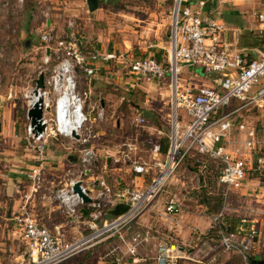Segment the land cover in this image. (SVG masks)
<instances>
[{
	"label": "built area",
	"instance_id": "1",
	"mask_svg": "<svg viewBox=\"0 0 264 264\" xmlns=\"http://www.w3.org/2000/svg\"><path fill=\"white\" fill-rule=\"evenodd\" d=\"M253 17L259 24L264 25V10L254 12ZM220 29L216 21L202 19L197 11L185 4V0H174L170 52L166 63L153 56L126 59L113 52L84 55L72 32L65 34L63 39L55 38L49 33L39 34L43 67H39L37 75H43V88L38 90V95L41 93L42 96L41 123L44 129L34 133L27 122L24 141L26 147L33 152L35 164L26 171L24 178L30 193H38L44 189L49 193L51 202L67 216V221L72 224L79 221L86 229L91 230V233L79 240L63 243L57 235L39 225L26 210V206H22L21 212L13 217V222L26 248L28 261L25 264H60L75 254L80 246L104 233L112 231L119 236L120 229L128 228L150 209L176 168L185 161L199 175V182H203L207 176L212 178L214 187L222 198L220 211L210 217L218 238L213 244L201 241L204 247L202 256L207 259L208 264H214L218 256L216 250H219L220 253L239 254L243 261H246L258 236L255 222L246 220L253 212L248 210L247 215L240 217L232 232H225L221 223L230 211L228 206L231 191L241 187L248 166L256 175L264 172V154L251 155L256 146L264 145V140H258L254 129L246 123L235 122L232 117L234 112H228V106L233 100L240 102L243 107L254 106L264 110V86L247 97L250 87L264 78V53L251 61L244 60L238 54L228 53L218 43L217 33ZM51 62H54V65L50 67ZM179 62H184V65L189 67H201L216 76L214 84L219 90L180 85L176 77ZM106 63L123 65L128 74L138 82H166L171 99L170 129L167 150L163 155L157 143L152 144L146 151L147 159L130 158V154L136 150L130 140L124 142L121 149L118 147L117 154L128 161L131 172L148 177L145 187L118 189L104 184L99 180V176L96 181H100V189L92 195L83 183L89 174L100 172L102 166L89 142V139L94 137L92 123L89 110L83 107L89 97V91L87 88L79 89L78 78L80 75L92 77L96 71L93 65ZM32 90L23 95L25 113L35 102H31L28 97ZM51 94L55 97L53 119H48L46 114L50 111ZM63 98L66 105L62 101ZM222 108H225V111L220 110ZM84 109L87 114L83 112ZM178 109L184 110L187 117L184 131L179 137ZM58 112L61 113L60 121L56 117ZM95 115L97 120L101 119L100 112ZM142 122V119H136V124ZM73 124L77 127L74 132L77 139L72 138L71 133L65 132V128ZM82 131H85L83 135ZM53 137L69 139L80 145V169L75 173V178H72L73 174L69 170L65 171L66 181L60 185L53 184L45 176V147L48 139ZM103 152L105 155L109 154L108 149ZM77 181L81 183L82 191L87 190V204H83L71 190ZM204 186L209 191L210 188L206 184ZM121 205L126 207L125 211L106 221L105 217L109 212ZM162 205L164 215L179 213L180 202L175 195L165 197ZM82 209L84 214L81 213ZM99 221L102 222V227L97 229ZM148 239V231L137 232L127 241L119 236L125 249L120 253L112 250L115 255L111 264H125V255L130 258L131 264H137L140 261L136 256L137 247ZM156 252L155 264H177L178 260L187 259L183 249L172 243L159 242Z\"/></svg>",
	"mask_w": 264,
	"mask_h": 264
},
{
	"label": "rangeland",
	"instance_id": "2",
	"mask_svg": "<svg viewBox=\"0 0 264 264\" xmlns=\"http://www.w3.org/2000/svg\"><path fill=\"white\" fill-rule=\"evenodd\" d=\"M255 4L256 11L264 10V0H255ZM50 5V0H0V122L9 124L11 121H16V123L20 125L19 129L22 136V138H20V148L22 151L25 150V152H29V150L26 148V143L24 141L26 130L24 127L25 118L23 109H25V103L23 95L34 88L31 82L32 78L38 73L39 69L43 67L41 66L42 50L39 39L28 36L26 32H31L38 23H43L46 17L39 18L40 13L41 11H45V9H49L51 7ZM173 6L174 0H102L98 5L99 10L94 14H90L89 18L85 16L87 14H84L78 19L73 18L70 20L73 24L72 33L77 39H81L83 48L82 51H80L84 55L113 52L122 55L126 59L153 56L163 61V63H166L170 52ZM52 11L54 10L52 9ZM65 29L66 19L59 21L57 26H53V33H51V35L55 38L63 39L65 34L62 33V30ZM52 65H54V62H51L50 67ZM176 77L180 85L191 87L203 86L219 90L214 82H208L209 75L201 67H189L184 65V62H179V70ZM201 81L206 85H201ZM163 83L165 84L166 82L164 81ZM263 86L264 78L250 87L247 97L252 96L258 88ZM111 93L113 94V101H117L120 94L114 90L111 91ZM49 100L50 111L46 114V118L53 119L54 95L51 94ZM234 103L240 104L238 101ZM87 104L88 99L85 101L83 107L86 108ZM232 104L233 100L230 101L228 107ZM252 107L254 106H249V108ZM118 109L124 111L125 114L121 115V113H114L112 118L109 119V122L103 123L99 121L100 123L97 127L91 125L92 134L94 135L93 138L89 139L91 145H95L96 141H99V143H102V141L107 142L106 137L109 136V143H113L109 145L112 146L110 148H114L117 145L121 149L122 144L130 140L136 144V149L139 150V154H142L148 151L152 144H159L161 138H166L168 140L169 129H164L160 136L155 130L147 129L148 126H150L152 122L155 123L156 120L142 119V123L136 124V121H133L132 118L138 116V110L134 111V109L131 108L129 110L128 107L122 109L121 106ZM220 110L225 111V108ZM83 112L87 114L85 109ZM262 113L263 114L259 111L258 115L262 116L264 119V112ZM15 114L17 116H15ZM253 114L255 113L252 109L251 111H245L243 115L246 119L245 121L252 122ZM177 116V132L179 137L184 131L187 117L185 111L182 109L177 110ZM90 117L92 120L93 116ZM121 118L122 122H124V126L121 130H118L115 128L114 122L116 119L120 121ZM83 133H85V131L81 132L82 135ZM104 145H106V143ZM77 149H79V146ZM10 151H13L11 147L4 143L3 138H0V157H5L3 153ZM262 154H264V150L260 152L255 149L253 153L255 156ZM143 155L144 157H148L147 152ZM25 159L28 163V158ZM5 163L8 162L6 161ZM0 164L3 165L4 162ZM188 164L189 163L185 161L183 165L176 168L173 176L161 189L156 201L150 206L151 208L154 205H162L164 198L170 195H175V197L185 205H202L201 200L204 197L215 199L216 196H219L218 189L214 187L213 179L207 176L203 182H199V175L192 170L190 168L191 166ZM250 168L251 167L248 166V176L254 174ZM24 171L26 172L27 170ZM204 184L210 188V192L207 191ZM229 201L228 208H230V211L226 213L225 218H232L236 224L237 219L234 218L235 216L233 217L231 215H237V211H240V209L237 208L239 205L238 195L231 192ZM48 206L56 207V205ZM7 207L8 205H0V264H25L28 261L26 248L21 240L17 226H14L12 222L13 220H6L8 213ZM234 212L235 214H233ZM243 213L244 212L241 214ZM57 215L59 217L61 216L58 212ZM64 217L67 216L64 215ZM143 218L146 220L145 225L147 228H143L137 220L128 228H123L118 231L119 236L122 237L124 241H127L137 232L141 233L145 230L149 232V239L138 245L136 251V253L138 252L136 256L144 257L145 261L138 262L137 264H154L157 244L159 242L165 244L172 243L183 248L184 256L187 257V259L178 260L177 264H208L207 259L202 256L204 247L201 245V241H203L201 237L204 238L206 234L199 236L198 228L196 231H189L187 238L186 235L180 238L176 237L163 221L156 220L150 210L143 214ZM112 219L113 216L109 214L105 217L106 221ZM67 220L68 219L65 218V221ZM75 223L76 224L73 223V226L76 227V236L73 235L63 240V243L79 240L91 233V230L86 229L79 221H75ZM211 226L213 227L212 223ZM101 227L102 222L99 221L96 228L100 229ZM210 229L211 227L207 229V232L206 230L203 231L207 233V237L211 236V238H213L214 233H212L213 235L209 234V231H211ZM113 235H116V238L113 237ZM119 236L113 234L112 231L104 233L80 246L75 254L60 264H111L115 252H124L125 249L124 244L119 240ZM190 248L196 251L191 254L192 251ZM113 249H115V252H112ZM216 254L218 256L214 264H244V262L245 264H249L250 259L260 260V255H254V258H250L251 255L254 254L253 251L248 253V259L246 258V261H243L239 254L220 253L219 250H216ZM123 260L125 264H131L130 258L126 255L123 256Z\"/></svg>",
	"mask_w": 264,
	"mask_h": 264
},
{
	"label": "crops",
	"instance_id": "3",
	"mask_svg": "<svg viewBox=\"0 0 264 264\" xmlns=\"http://www.w3.org/2000/svg\"><path fill=\"white\" fill-rule=\"evenodd\" d=\"M99 1L101 2L102 0ZM50 4L51 7L49 9H45V11H41L40 13L39 18L46 17L43 23H38L31 32H26L28 36L39 39V34H51L53 33V26H57L59 21L64 19H66V29L62 30V33L73 32L71 19H78L84 14H87L85 16L89 18L90 14H94L99 10V4H97L95 11L88 12L84 0H50ZM185 4L192 10L197 11L202 19L213 20L219 24L221 29L217 33V40L228 53L238 54L246 61L257 59L264 53V25L259 24L253 17V13L256 11L255 0H185ZM77 40L79 49L82 51V41L81 39ZM93 66L96 71L92 77L87 78L80 75L78 80L79 89L83 90L87 88L89 91L86 110H89V116H93L91 123L94 127L99 125V121L103 123L109 122L114 113L125 114L124 111L118 109L121 106L122 109L128 107L129 110L131 108L134 111H139L137 113L138 116L132 118L133 121H136L137 118L156 120L147 129L155 130L159 136L164 129H170L171 99L170 90L166 83L138 82L128 74L125 67L121 64L106 63L95 64ZM207 74L209 75L208 82H214L216 76L210 73ZM36 77L37 74L32 78L31 82L33 85ZM201 85L206 84L201 81ZM113 90L120 94L117 101H113V94L111 93ZM251 109L255 114H253L252 122H247L243 115L245 111H251ZM229 111L234 112L232 117L235 122L246 123L254 129L258 140H264V119L258 115L259 111L263 114L264 110H259L255 107L249 108V106L243 107L241 103L237 104L233 102L228 108ZM99 112L102 118L97 120L95 114ZM23 115L25 118L24 127H26L28 121L25 109H23ZM15 116L17 115L15 114ZM19 126L16 121H11L9 124L0 122V136H2L0 138H3L4 143L13 150L12 152H4L3 155L5 157H0V163L4 162L3 165L0 164V205H8L6 220H13V217L21 212L22 206H26V210L29 211L31 217L39 225L47 228L52 234L57 235L61 241L73 235L76 236V227L71 222L65 221L66 217H64L57 205L49 199V193H46L44 189L38 193H30L29 185L24 178V174L26 173L24 170L32 167L35 161L32 151L27 147L29 152L22 151L20 148V138L22 136ZM114 126L116 129L121 130L124 126L122 118L120 121L116 119ZM106 138L107 142L102 141V143H99V141H96L95 145H91L102 167L100 168V172L89 174L83 183L90 194L93 195L99 191L100 181L118 189L145 187L148 184V177L132 173L128 161L117 154L119 146L116 145L114 148H110L112 146L109 145L113 143H109V136ZM162 139L165 138H161L159 144ZM104 142L106 145H104ZM134 145L136 146V144ZM78 146L80 148V145L65 138L53 137L48 139L45 147V176L48 181H51L55 185L64 183L66 181L65 171L67 170L73 174L72 178H75V173L80 169ZM104 149H108V155L104 154ZM255 149L261 152L264 150V145L256 146L251 153H254ZM138 151V149L134 150L130 154V158L136 160L147 158V156L144 157L143 155L146 152L139 154ZM251 155L254 156L253 154ZM25 158H28V163L25 161ZM6 161L9 165L5 163ZM96 179L100 181H96ZM231 192L238 195L239 205L237 208L240 209V211H237V215L231 216H235L234 218L238 221L244 214L247 215L248 210L253 212L246 220L247 222H255L258 236L252 250L254 254L250 258H254V255H260L259 259L264 260V172L261 175L252 174L248 176L246 174L241 187ZM179 202L180 210L178 214L164 215L162 213L163 205H154L149 210L156 220L163 221L176 237L183 238L186 235L187 238L188 232L196 231L197 228L199 229V236L205 235L207 229L211 227L210 217H212L206 212L207 205H185L183 202ZM48 205H56V207ZM112 211L109 212V215H112ZM57 212L62 217H59ZM242 212L244 213L241 214ZM138 221L143 228H147L143 215ZM203 230H206V232ZM190 250L192 251H189L191 254L196 251L192 248ZM138 259L140 260L139 262L145 261L142 256L138 257Z\"/></svg>",
	"mask_w": 264,
	"mask_h": 264
},
{
	"label": "water",
	"instance_id": "4",
	"mask_svg": "<svg viewBox=\"0 0 264 264\" xmlns=\"http://www.w3.org/2000/svg\"><path fill=\"white\" fill-rule=\"evenodd\" d=\"M85 5L87 7L88 12H93L97 9V0H84ZM47 54V51H46ZM43 75L38 74L36 79L34 80V88L32 90V94L37 97V100L32 104V106L26 110V119L28 120L30 128L35 133H39L44 129V125L41 123L42 111H41V99L38 95V90L43 88ZM71 137L77 139V135L73 132L71 133ZM81 183L79 181L75 182L72 185V192L77 195L81 199L83 204H87L89 202V198L87 197V190H81ZM126 207L121 205L115 207L112 211L113 216H117L125 211ZM81 213H85L82 209ZM249 264H264V260H254L250 259Z\"/></svg>",
	"mask_w": 264,
	"mask_h": 264
},
{
	"label": "trees",
	"instance_id": "5",
	"mask_svg": "<svg viewBox=\"0 0 264 264\" xmlns=\"http://www.w3.org/2000/svg\"><path fill=\"white\" fill-rule=\"evenodd\" d=\"M100 3V1L99 0H97V4H99ZM167 143H168V140L165 138V139H162L161 141H160V153L161 154H165V152H166V150H167ZM187 162V161H186ZM217 198V199H216ZM216 200L215 199H209L208 197L206 198V197H204L202 200H201V204L202 205H207L206 206V212L209 214V215H211V216H214L215 214H217L219 211H220V209H221V207H222V198L220 197V195L219 196H216ZM209 201H210V203H209ZM207 202V203H206ZM210 204H212V205H210ZM237 225H238V221L236 222V224L234 223V221H233V219L232 218H230V219H226L225 217H224V219H223V221H222V223H221V228L225 231V232H232V231H234L235 230V227H237ZM211 231H209V234H212V233H214V237L213 238H211V236L210 237H207L208 235H207V233H206V235H205V237L203 238H201V239H203V240H205V241H207L209 244H213V243H215L216 242V240H217V235H216V230L214 229V227H211V229H210ZM213 230V231H212ZM213 235V234H212ZM113 237H115L116 238V235H113ZM247 259H248V257H247Z\"/></svg>",
	"mask_w": 264,
	"mask_h": 264
},
{
	"label": "bare ground",
	"instance_id": "6",
	"mask_svg": "<svg viewBox=\"0 0 264 264\" xmlns=\"http://www.w3.org/2000/svg\"><path fill=\"white\" fill-rule=\"evenodd\" d=\"M28 97L31 98V102H34V101H36V99H37V97L33 96L31 93L28 94ZM41 97H42V96H41V93H40V94H39V98H41ZM62 101H63V103H65V105L67 104V103H66V100H65L64 98L62 99ZM56 117H57V119L60 121V120H61V113L58 112V113L56 114ZM76 130H77V127H76L75 124H73V125L70 126V127L65 128V132L68 133V134H69V133L76 132Z\"/></svg>",
	"mask_w": 264,
	"mask_h": 264
}]
</instances>
